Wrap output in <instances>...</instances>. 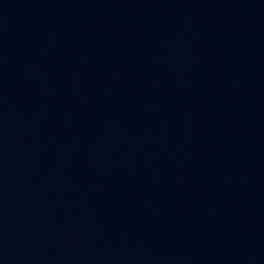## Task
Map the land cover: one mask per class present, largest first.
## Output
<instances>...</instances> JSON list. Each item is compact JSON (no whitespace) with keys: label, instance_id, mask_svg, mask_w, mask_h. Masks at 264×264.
<instances>
[{"label":"water","instance_id":"obj_1","mask_svg":"<svg viewBox=\"0 0 264 264\" xmlns=\"http://www.w3.org/2000/svg\"><path fill=\"white\" fill-rule=\"evenodd\" d=\"M0 264H264V0H0Z\"/></svg>","mask_w":264,"mask_h":264}]
</instances>
